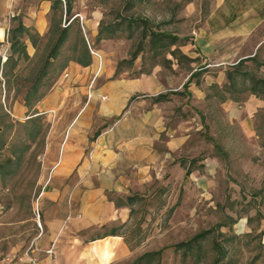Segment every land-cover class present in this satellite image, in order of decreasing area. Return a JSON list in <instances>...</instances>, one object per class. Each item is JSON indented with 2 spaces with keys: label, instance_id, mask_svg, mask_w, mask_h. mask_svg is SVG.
<instances>
[{
  "label": "crops",
  "instance_id": "0c3cea01",
  "mask_svg": "<svg viewBox=\"0 0 264 264\" xmlns=\"http://www.w3.org/2000/svg\"><path fill=\"white\" fill-rule=\"evenodd\" d=\"M60 1L0 0V24L8 20L11 31L20 24L25 31L16 39L32 55L29 33L42 39L67 16L66 2ZM80 1L70 0L68 15L73 11L85 19L89 43L99 40L105 10L97 5L86 17L88 6L81 7ZM153 1L162 7L174 3L167 13L174 27L158 32L177 41L166 48L149 43V52L161 60L147 73L118 75L120 63L130 59L126 53L105 70L106 84L98 91L91 88L88 100L87 85L100 76L103 63L96 75L97 61L89 52L90 64L71 61L66 70L63 94L73 90L86 99L65 126L64 146L78 150L65 149L63 177L74 173L77 178L62 185L55 181L46 192L43 222L40 213L44 228L33 250L39 264H135L158 251L131 248L121 232L133 220L135 196L157 197L168 184L174 195L183 182L185 195L196 190L204 196L229 161L264 149V0ZM73 21L61 30L65 39ZM100 38L98 46L115 42ZM233 128L243 143L228 133ZM185 159L198 161V166L190 167L189 161L186 166ZM244 160L252 162L248 156ZM169 204L159 208L166 211ZM185 207V201L177 206L168 224L175 225Z\"/></svg>",
  "mask_w": 264,
  "mask_h": 264
},
{
  "label": "rangeland",
  "instance_id": "374dc122",
  "mask_svg": "<svg viewBox=\"0 0 264 264\" xmlns=\"http://www.w3.org/2000/svg\"><path fill=\"white\" fill-rule=\"evenodd\" d=\"M79 3L81 7L88 6L86 17L90 8L102 6L105 13L101 27L114 25L118 29L115 42L98 46L99 40H90L93 49L101 50L103 71L94 84L87 85V90L91 86L96 91L103 87L107 82L105 70L126 53L129 56L137 49L142 50L133 65L125 62L128 59L124 63L119 60L124 78L139 77L161 60L149 52L150 38L143 35V29L147 35L150 30L159 33L174 27L167 15L174 3L166 2L164 7L153 0ZM74 16L73 11L62 15L60 23L42 39L29 33L34 46L32 55L25 54L21 41L11 49L10 23L5 20L0 24L4 33L0 31V257L22 253L35 242L40 230L34 210L39 209L43 222L46 192L55 181L62 185L77 178L74 173L63 177L65 149L68 153L78 150L64 146L65 126L86 99L73 90L63 94L62 82L67 79L65 73L71 61L92 62L78 19L69 27L71 30L56 55L49 58L65 28L64 18L67 22ZM128 19L136 23L129 27ZM213 116L218 132V119ZM113 121L102 127H109ZM228 133L243 143L237 128ZM261 135L264 144V130ZM246 156L252 158V164L244 160ZM238 159L229 161L224 172H218L215 185L204 196L196 190L185 195L183 182L174 195L168 184L165 193L157 197H146V193L134 197L133 220L121 227V232L131 248L158 250L139 257L135 264H264V149L244 153ZM188 161L185 159L183 163L187 166ZM189 162L190 167L198 166V161ZM76 164H80L79 159ZM182 199L186 207L175 217V225L168 224ZM169 202L166 211L159 208ZM172 202H176L173 207ZM182 243L187 245L181 246Z\"/></svg>",
  "mask_w": 264,
  "mask_h": 264
},
{
  "label": "trees",
  "instance_id": "16d2710c",
  "mask_svg": "<svg viewBox=\"0 0 264 264\" xmlns=\"http://www.w3.org/2000/svg\"><path fill=\"white\" fill-rule=\"evenodd\" d=\"M65 2H66L65 3L66 14L68 15V13H69V11L71 9V2H70V0H65ZM59 3H61V1ZM135 23H136V21H132L131 19H128L127 20V25L129 27H131ZM24 31L25 30L23 29V27L20 24L17 26V28H15L12 31V40L9 41L10 44H11V46H10L11 49H14L15 43L18 42V40L16 39L17 38V35L18 34L21 35ZM117 31H118V29L114 25H109V26H106L105 28H103V27L100 26V29H99V40L102 39L100 37H104L103 39H115L116 38L115 33ZM143 35L144 36H149V38H150V44H151V46H153L155 48L156 47L157 48L158 47L159 48H166L167 46H169L171 44H174L177 41V38H175V37L165 36L163 34L154 32L152 30H150L149 33L146 35V30L143 29ZM64 39H65V31L61 32V34L59 35L56 44L54 45V47L52 48V50L50 52L49 58H53L56 55V53L58 52L59 48L61 47ZM166 40H169V44H165L164 43ZM140 51H142V50L141 49L135 50L134 52H132L130 54V59L127 60V61H125V60L124 61L126 63H128L129 65H133V62L137 58V56L139 55ZM124 61H122L121 63H124ZM119 72H120V66L118 67L117 74ZM260 83H264V82L262 81ZM160 98L161 97H158L157 101H159ZM187 173H188V171H187ZM180 245L181 246H185V245H187V243H182Z\"/></svg>",
  "mask_w": 264,
  "mask_h": 264
},
{
  "label": "built area",
  "instance_id": "2783aa9c",
  "mask_svg": "<svg viewBox=\"0 0 264 264\" xmlns=\"http://www.w3.org/2000/svg\"><path fill=\"white\" fill-rule=\"evenodd\" d=\"M62 3L64 4V0H61ZM74 19H78V23L80 25L81 31L83 33V36L85 38V41L87 43L88 46V50L90 52V54L96 59L97 61V71H96V75L98 74V72H100L101 68H102V63H103V57L101 52H99L98 50H95L91 47L89 40L87 39L86 36V31H85V19L80 15V14H76L73 18L69 19L67 22L64 21L65 27L70 25L71 22ZM92 87V86H91ZM91 87L88 90V94H87V99L89 100L92 97L91 94ZM103 100H105L106 98L103 97ZM34 214L36 216V222L38 225V228L40 230V233L42 232V225L40 222V211L38 208H36L34 210ZM53 245H51L49 247L48 250H46V253L48 255H51L53 253ZM35 249V243L33 242L30 247L28 249H26L24 252L22 253H11V254H7L5 256L0 257V264H39V260L38 258L33 254V250Z\"/></svg>",
  "mask_w": 264,
  "mask_h": 264
}]
</instances>
